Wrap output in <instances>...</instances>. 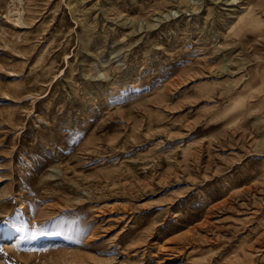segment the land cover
I'll list each match as a JSON object with an SVG mask.
<instances>
[{
  "label": "rangeland",
  "instance_id": "rangeland-1",
  "mask_svg": "<svg viewBox=\"0 0 264 264\" xmlns=\"http://www.w3.org/2000/svg\"><path fill=\"white\" fill-rule=\"evenodd\" d=\"M0 264H264V0H0Z\"/></svg>",
  "mask_w": 264,
  "mask_h": 264
},
{
  "label": "bare ground",
  "instance_id": "bare-ground-1",
  "mask_svg": "<svg viewBox=\"0 0 264 264\" xmlns=\"http://www.w3.org/2000/svg\"><path fill=\"white\" fill-rule=\"evenodd\" d=\"M71 3V2H70Z\"/></svg>",
  "mask_w": 264,
  "mask_h": 264
}]
</instances>
